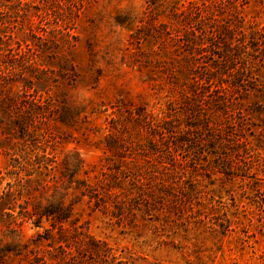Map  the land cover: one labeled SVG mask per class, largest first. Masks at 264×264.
<instances>
[{
    "label": "rangeland",
    "instance_id": "obj_1",
    "mask_svg": "<svg viewBox=\"0 0 264 264\" xmlns=\"http://www.w3.org/2000/svg\"><path fill=\"white\" fill-rule=\"evenodd\" d=\"M0 264H264V0H0Z\"/></svg>",
    "mask_w": 264,
    "mask_h": 264
},
{
    "label": "clouds",
    "instance_id": "obj_2",
    "mask_svg": "<svg viewBox=\"0 0 264 264\" xmlns=\"http://www.w3.org/2000/svg\"><path fill=\"white\" fill-rule=\"evenodd\" d=\"M121 7H123V5H120Z\"/></svg>",
    "mask_w": 264,
    "mask_h": 264
}]
</instances>
